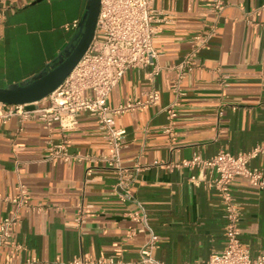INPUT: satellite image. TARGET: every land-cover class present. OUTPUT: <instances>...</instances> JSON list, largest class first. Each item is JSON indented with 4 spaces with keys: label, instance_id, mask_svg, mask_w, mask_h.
<instances>
[{
    "label": "crops",
    "instance_id": "obj_1",
    "mask_svg": "<svg viewBox=\"0 0 264 264\" xmlns=\"http://www.w3.org/2000/svg\"><path fill=\"white\" fill-rule=\"evenodd\" d=\"M86 1L0 0V89L22 84L50 65L76 32L64 26L80 20ZM210 1L152 0L158 71L149 81L150 68L129 69L108 94L110 109L142 103L150 92L158 96L153 106L111 115L114 128L124 131L118 159L134 176L131 201L119 200L113 188L117 174L99 160L109 148L93 114H78L70 130L56 123L45 128L36 117L0 123V219L15 212L4 198L19 186L27 190L0 245V264H32L28 259L58 264L77 254L133 261L147 237L131 218L136 203L156 237L152 255L162 263L202 264L223 248L218 195L189 183L197 171L177 165L194 155H235L263 143L264 0H218L219 13L210 11ZM210 27L213 35L180 80L182 96L170 119L162 108L174 99L177 67L191 51L190 38ZM47 106L43 99L30 109ZM62 141L76 158L49 162V149ZM249 166L264 177L261 158ZM230 190L240 212V241L254 255L264 247V191L241 178ZM87 205L77 223V211Z\"/></svg>",
    "mask_w": 264,
    "mask_h": 264
},
{
    "label": "built area",
    "instance_id": "obj_2",
    "mask_svg": "<svg viewBox=\"0 0 264 264\" xmlns=\"http://www.w3.org/2000/svg\"><path fill=\"white\" fill-rule=\"evenodd\" d=\"M209 9L219 13L222 3L211 0ZM157 13L152 9V0H99L93 38L83 56L72 68L63 82L46 98L47 108L30 109L29 105H3L0 103V123L10 118L19 117L22 120L36 117L45 128L54 123L62 130H70L75 126L78 114L89 113L96 118L98 129L103 133L109 154L100 156L99 160L117 174L113 186L119 200L131 201V187L134 176L119 164L118 152L124 131L114 128L111 115L122 113L134 108L153 106L158 96L150 92L142 103L127 104L110 109L106 100L111 89L119 82L123 74L132 68H150L146 78L151 81L158 69L155 65L159 55L152 47V40L157 33L155 23ZM79 21H73L64 26L65 30H77ZM213 35V27L204 33H197L190 38L191 51L184 57L177 67V80L171 90L173 101L162 108L168 118L175 117L177 100L182 96L179 89L180 80L191 68L192 58L205 48ZM163 133L169 134V128ZM67 142L62 141L49 149V162L67 163L72 156L67 152ZM261 158L264 163V140L247 152L232 155L225 151H218L211 157L202 158L198 155L189 160L181 161L177 166L189 170H196V176L189 178V183H199L214 190L219 197L222 207L224 246L219 251H212L202 264H264V247L251 255L240 241V212L233 201L230 185L235 178H241L255 189L264 191V177L261 169L249 166V163ZM27 197V190L19 186L14 196L5 197L15 205V212L0 219V245L9 235V229L16 221V211ZM138 211L131 214V218L143 225L147 237L138 249V256L133 261H123L117 257L91 256L87 254L73 255L68 261L58 264H164L152 255L156 247V237L146 222L143 207L136 203ZM88 205L77 211L75 221L80 223L86 216ZM14 248H18L14 245ZM27 263L36 264L33 260ZM7 264V263H3Z\"/></svg>",
    "mask_w": 264,
    "mask_h": 264
},
{
    "label": "water",
    "instance_id": "obj_3",
    "mask_svg": "<svg viewBox=\"0 0 264 264\" xmlns=\"http://www.w3.org/2000/svg\"><path fill=\"white\" fill-rule=\"evenodd\" d=\"M98 6L99 0H87L75 34L50 65L22 84L0 89V103L29 105L49 96L86 52L94 35Z\"/></svg>",
    "mask_w": 264,
    "mask_h": 264
},
{
    "label": "rangeland",
    "instance_id": "obj_4",
    "mask_svg": "<svg viewBox=\"0 0 264 264\" xmlns=\"http://www.w3.org/2000/svg\"><path fill=\"white\" fill-rule=\"evenodd\" d=\"M64 1V0H63ZM65 1H70V0H65Z\"/></svg>",
    "mask_w": 264,
    "mask_h": 264
}]
</instances>
